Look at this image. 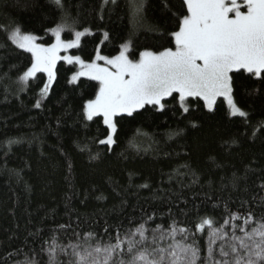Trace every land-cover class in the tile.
Returning a JSON list of instances; mask_svg holds the SVG:
<instances>
[{
  "label": "trees",
  "instance_id": "obj_1",
  "mask_svg": "<svg viewBox=\"0 0 264 264\" xmlns=\"http://www.w3.org/2000/svg\"><path fill=\"white\" fill-rule=\"evenodd\" d=\"M140 3L138 12L131 0H62V7L55 0H0V264L24 259L18 249L43 262L41 247L47 249L53 235L65 247L89 233L107 241L149 217V228L175 221L196 232L204 216L223 226L225 206L241 216H264V80L233 74L234 99L246 118L232 116L223 99L212 111L190 99L187 113L166 101L162 112L145 106L132 117H117L111 147L99 143L109 132L102 117L84 116L98 82L71 83L76 65L59 62L47 98L39 96L47 82L43 73L22 89L18 80L31 55L7 38L16 25L48 45L54 42L50 29L67 17L75 30L91 32L72 51L87 62L97 50L116 56L126 43L133 59L145 50L174 49L171 34L186 12L183 0ZM10 139L18 142L9 146ZM196 237L206 248V238Z\"/></svg>",
  "mask_w": 264,
  "mask_h": 264
},
{
  "label": "snow or ice",
  "instance_id": "obj_2",
  "mask_svg": "<svg viewBox=\"0 0 264 264\" xmlns=\"http://www.w3.org/2000/svg\"><path fill=\"white\" fill-rule=\"evenodd\" d=\"M55 3L62 7V0ZM109 3L115 0H103L104 5ZM183 4L186 12L178 18L177 30L171 34L174 49L145 50L136 59L129 56V44L113 57L97 50L91 63L79 55L62 56L61 52L79 48L82 37L91 34L87 28L75 30L74 22L70 25L67 17L50 29L55 42L47 47L37 43L39 37L25 34L16 25L7 38L18 49L31 53V66L18 82L25 89L38 73H45L47 82L39 96L47 98L56 80L57 64L63 60L68 65H79L70 82L85 76L98 82L95 98L83 106L84 116L88 121L102 117L109 132L99 143L109 147L117 142V117H132L145 106L162 112L166 101H175L187 113L190 99L202 100L212 111L218 98H223L232 116L246 118L247 113L234 99L233 74L243 71L264 80V0H183ZM142 7V3L137 4L136 10ZM66 30L74 32V39H62ZM104 38L108 39L107 33ZM35 107H41L40 100ZM17 142L10 139L8 145ZM225 212L228 219L221 227H217L215 217L209 216L201 217L194 225L196 232L206 238L203 249L196 232L175 221L167 227L158 224L149 228L153 220L149 217L123 235L117 230L115 237L110 235L107 241L89 233L84 242L65 247L53 235L47 249L41 247L46 260L42 262L38 254L30 256L18 249L16 254H23L24 259L16 264H264V216L257 219L251 212L241 216L227 206ZM229 226L230 232L226 231ZM166 239L172 243L161 247Z\"/></svg>",
  "mask_w": 264,
  "mask_h": 264
},
{
  "label": "rangeland",
  "instance_id": "obj_3",
  "mask_svg": "<svg viewBox=\"0 0 264 264\" xmlns=\"http://www.w3.org/2000/svg\"><path fill=\"white\" fill-rule=\"evenodd\" d=\"M131 3L133 4V6H134V8H135L136 5L138 4V0H131ZM68 22H69V21H68ZM67 32H69V33L71 34V36H72L70 39H74V32H73V31H70V30H66L64 33H62V39L69 40V39H66V38H65V33H67ZM50 34H51V32H50ZM51 35H52V34H51ZM52 36H53V35H52ZM53 37H54V36H53ZM82 39H83V37H82ZM82 39H81V41H82ZM54 42H55V37H54ZM54 42H53V43H54ZM37 43H40V42H38V40H37ZM41 44H43V43H41ZM126 44H129V45H130V43H126ZM43 45L47 47V46H50L51 44H48V45L43 44ZM75 49H77V48H75ZM75 49H70V50H68L67 52H61V55H62V56H64V55H73V54H72V51L75 50ZM21 50H22V49H21ZM122 50H123V47L121 48V51H122ZM119 53H120V52H119ZM119 53H118L117 55H119ZM29 54L31 55V53H29ZM73 56H75V55H73ZM93 61H94V60H93ZM93 61H91V62H93ZM60 62H65V61L62 60V61H60ZM85 62H86V63H91V62H87V61H85ZM65 63H66V62H65ZM100 63L103 64L102 61H101ZM58 64H59V63H58ZM58 64H57V65H58ZM66 64H67V63H66ZM76 66L78 67V71H79V65H76ZM38 74H39V73H38ZM43 74H45V73H43ZM45 75H46V74H45ZM46 76H47V75H46ZM80 79H89V78L85 76V77H80ZM80 79H79V80H80ZM79 80H78V81H79ZM89 80H90V79H89ZM78 81H77V82H78ZM92 81H93V80H92ZM77 82H76V83H77ZM95 82H97V81H95ZM219 99H223V98H218V100H219ZM218 100H217V101H218ZM223 100H224V99H223ZM224 101H225V100H224ZM225 102H226V104H227V101H225ZM227 106H228V105H227ZM228 108H229V107H228ZM207 109H208V108H207ZM229 110H230V109H229Z\"/></svg>",
  "mask_w": 264,
  "mask_h": 264
}]
</instances>
